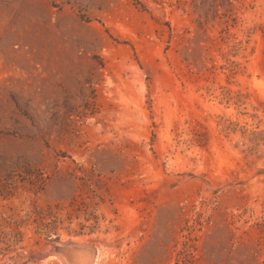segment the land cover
<instances>
[{
	"label": "rangeland",
	"instance_id": "374dc122",
	"mask_svg": "<svg viewBox=\"0 0 264 264\" xmlns=\"http://www.w3.org/2000/svg\"><path fill=\"white\" fill-rule=\"evenodd\" d=\"M0 264H264V0H0Z\"/></svg>",
	"mask_w": 264,
	"mask_h": 264
}]
</instances>
